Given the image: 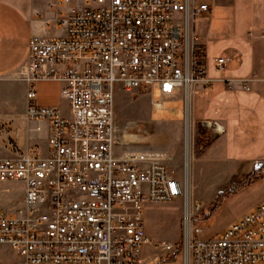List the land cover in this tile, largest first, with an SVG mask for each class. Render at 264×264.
Here are the masks:
<instances>
[{
	"label": "built area",
	"instance_id": "obj_1",
	"mask_svg": "<svg viewBox=\"0 0 264 264\" xmlns=\"http://www.w3.org/2000/svg\"><path fill=\"white\" fill-rule=\"evenodd\" d=\"M49 4L64 9L60 0ZM207 9L197 0H79L59 17L62 35L32 37L19 74L30 83L26 119L47 123L48 153L18 148L0 158V182L26 187L16 211L0 206V244L16 250L18 264H134L153 242L145 208L185 189L159 153L117 151L115 95L147 91L156 110L210 86L206 47L193 34L195 18ZM228 62L215 57V69L223 72ZM43 80L60 83L67 112L35 103V84ZM249 81L242 80L247 89ZM12 123L0 115L4 145ZM192 219L185 250L191 264H264V201L219 238L198 237ZM154 244L175 250L171 242Z\"/></svg>",
	"mask_w": 264,
	"mask_h": 264
},
{
	"label": "crops",
	"instance_id": "obj_2",
	"mask_svg": "<svg viewBox=\"0 0 264 264\" xmlns=\"http://www.w3.org/2000/svg\"><path fill=\"white\" fill-rule=\"evenodd\" d=\"M50 1L54 0H0V115L13 118L10 143L4 145L0 138V158L11 157L18 148L27 149L32 156L48 153L47 123L26 119L30 83L19 70L28 61L32 37L62 35L59 17L79 3V0H60L64 9L59 10L50 6ZM197 1L208 4V9L195 18L193 34L206 47L208 71L213 82L208 87L194 89L187 100L178 95L166 100L164 105L183 101L182 110L172 108L170 113L182 114L189 126L193 123L202 127L204 132L211 133L213 140L200 157L192 155L194 165L187 168L185 164V172L182 169L184 159L180 167L175 166L171 158L165 160L173 175L183 183L186 194L189 188L199 187L215 193L238 191L239 187L250 188L264 178L263 168L259 178L246 181L248 176H257L258 171L253 170L264 161V0ZM221 55L229 59L223 72L217 71L214 65V58ZM243 79H250L248 89ZM35 88L38 106H60L63 98L58 81H38ZM38 126L41 130H37ZM127 149L143 151L123 145L117 147L118 152ZM0 183L13 184L11 190L17 198L15 203L4 201L0 206L9 212L16 211L23 205L25 184L18 181ZM198 199L194 196L192 203L198 202V207H203ZM263 201L264 188H257L238 207L254 209ZM211 204L207 202L205 207ZM148 244L152 243L141 247L134 264L143 263H140L141 252ZM161 256L154 250L153 259L146 264L177 262V259L171 263L161 262L165 260ZM184 259L182 264H191L186 257ZM18 263L16 250L10 244H0V264Z\"/></svg>",
	"mask_w": 264,
	"mask_h": 264
},
{
	"label": "rangeland",
	"instance_id": "obj_3",
	"mask_svg": "<svg viewBox=\"0 0 264 264\" xmlns=\"http://www.w3.org/2000/svg\"><path fill=\"white\" fill-rule=\"evenodd\" d=\"M127 93L130 96L127 97ZM153 99H159L157 88L153 90ZM151 100L149 93L144 90L116 93L115 114L118 134H121L119 136L121 145L143 149V151L145 149L146 151H154L159 153L164 160L171 158L170 161L177 167H180L179 164L184 159L182 169L185 172V164L187 168L194 165L195 158L192 155L197 156L198 149L202 150L208 146L211 143L212 135L211 133L207 134L202 127L193 123L189 126L182 114L173 115L170 113L172 108L182 110L183 101L166 102L164 109L155 110ZM60 106L67 112L65 100H62ZM129 135L133 136L130 138ZM260 167L261 164L256 170H253V172L258 171L257 176H252L249 182L261 176ZM169 170L173 174L170 167ZM187 173H189L188 170ZM260 180L250 188L239 189L240 179L237 181L238 191L226 190L225 193H215L213 190L203 187L189 188L187 194L184 191L181 197L173 201L148 205L144 210L147 236L154 243L158 241L174 243L175 250L155 249V247L162 248L152 242L141 252L140 263L146 264L153 259L154 250L163 255L162 258H165V260L161 259V262L171 263L176 259V264L185 262L187 242L192 238L190 231L192 227L187 224V217H192V225L199 226L201 232L203 230L202 235L200 232L198 237H203V239L221 237L229 223L238 221L255 210L256 207L251 209V207H238V205L249 197L255 189L264 188V178H260ZM12 185L0 183V204L4 205V201L16 202L15 192L11 190ZM194 196L199 198L198 201H201L203 207H198L200 206L198 202L192 203ZM207 202L212 203L211 207H205Z\"/></svg>",
	"mask_w": 264,
	"mask_h": 264
},
{
	"label": "trees",
	"instance_id": "obj_4",
	"mask_svg": "<svg viewBox=\"0 0 264 264\" xmlns=\"http://www.w3.org/2000/svg\"><path fill=\"white\" fill-rule=\"evenodd\" d=\"M212 140H213V138H211V142H212ZM209 146V145H208ZM208 146H206L204 149H198L197 150V156L198 157H200L202 154H203V152H204V150L208 147ZM264 168V161L261 163V167H260V169L262 170ZM249 179H251V176H248V177H246V181H249ZM242 182H244V181H242ZM241 182V183H242ZM240 183V184H241Z\"/></svg>",
	"mask_w": 264,
	"mask_h": 264
},
{
	"label": "bare ground",
	"instance_id": "obj_5",
	"mask_svg": "<svg viewBox=\"0 0 264 264\" xmlns=\"http://www.w3.org/2000/svg\"><path fill=\"white\" fill-rule=\"evenodd\" d=\"M133 135H129V137L131 138Z\"/></svg>",
	"mask_w": 264,
	"mask_h": 264
}]
</instances>
